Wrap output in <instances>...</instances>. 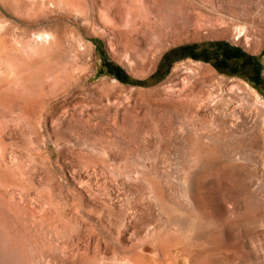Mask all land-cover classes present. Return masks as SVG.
Here are the masks:
<instances>
[{"label":"rangeland","instance_id":"obj_1","mask_svg":"<svg viewBox=\"0 0 264 264\" xmlns=\"http://www.w3.org/2000/svg\"><path fill=\"white\" fill-rule=\"evenodd\" d=\"M257 94L264 0H0V264H264Z\"/></svg>","mask_w":264,"mask_h":264},{"label":"bare ground","instance_id":"obj_2","mask_svg":"<svg viewBox=\"0 0 264 264\" xmlns=\"http://www.w3.org/2000/svg\"><path fill=\"white\" fill-rule=\"evenodd\" d=\"M60 1V0H59ZM66 2V1H65ZM128 21H130V23H129V27H128V32H129V34L131 35V36H133V35H135V38H140V39H142V38H146V37H148L149 36V34L152 32V30H153V24H152V26H151V24H150V22H148L147 20H145V19H141V20H139V21H134V20H132V18L130 19V20H128ZM155 29V28H154ZM41 34H45V36H46V34H48V31L47 30H44V31H42L41 32ZM242 34V33H241ZM85 44H87V43H85ZM38 55H39V53H38ZM6 59V58H5ZM258 95V94H257ZM258 97L259 98H261L262 99V101L264 100V97H262V96H260V95H258ZM255 99H257L256 97H255Z\"/></svg>","mask_w":264,"mask_h":264},{"label":"crops","instance_id":"obj_3","mask_svg":"<svg viewBox=\"0 0 264 264\" xmlns=\"http://www.w3.org/2000/svg\"><path fill=\"white\" fill-rule=\"evenodd\" d=\"M244 54L248 55V52L244 50ZM216 55L218 60L224 65L222 71L229 72V69L233 66H236L238 57L229 52V48H224L223 50H216ZM241 60V59H239ZM261 76L262 72H261Z\"/></svg>","mask_w":264,"mask_h":264},{"label":"trees","instance_id":"obj_4","mask_svg":"<svg viewBox=\"0 0 264 264\" xmlns=\"http://www.w3.org/2000/svg\"><path fill=\"white\" fill-rule=\"evenodd\" d=\"M189 55L192 56V57H195V58L198 57V55H197L196 53H194V52H191ZM167 64H168V63H167ZM166 71H167V69H165L164 73H165ZM136 81H138V80H136Z\"/></svg>","mask_w":264,"mask_h":264},{"label":"water","instance_id":"obj_5","mask_svg":"<svg viewBox=\"0 0 264 264\" xmlns=\"http://www.w3.org/2000/svg\"><path fill=\"white\" fill-rule=\"evenodd\" d=\"M185 56V55H184ZM192 57V56H191ZM192 58H194V59H196L195 57H192Z\"/></svg>","mask_w":264,"mask_h":264}]
</instances>
